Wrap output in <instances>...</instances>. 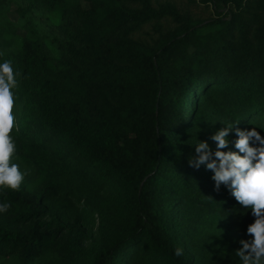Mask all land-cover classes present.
Here are the masks:
<instances>
[{
  "label": "trees",
  "instance_id": "trees-1",
  "mask_svg": "<svg viewBox=\"0 0 264 264\" xmlns=\"http://www.w3.org/2000/svg\"><path fill=\"white\" fill-rule=\"evenodd\" d=\"M193 3L209 16L152 0H0V63L21 74L12 162L29 169L19 190L0 188L11 205L0 213V260L195 264L183 242L196 205L254 222L223 184L215 190L211 170L188 161L199 141L215 151L211 136L228 124L222 151L243 155L236 128L264 137V0ZM69 152L87 162L83 178L60 170ZM88 205L99 240L85 249Z\"/></svg>",
  "mask_w": 264,
  "mask_h": 264
},
{
  "label": "clouds",
  "instance_id": "clouds-1",
  "mask_svg": "<svg viewBox=\"0 0 264 264\" xmlns=\"http://www.w3.org/2000/svg\"><path fill=\"white\" fill-rule=\"evenodd\" d=\"M12 62L5 60L0 63V188L19 190L27 171L22 172L17 163V147L11 133L15 118L13 115L14 92L17 87V77ZM232 124L218 130L211 136L216 144L213 151L206 141L195 145V155L189 158V166L199 169L202 165L211 170L214 175L215 190L219 191L223 184L244 208L250 209L254 222L247 227L250 240H241L242 245L236 255L242 264H264V137L255 128L251 130L235 129L238 139L235 141L237 152L222 151L228 147L227 137L233 130ZM258 142L259 146H252ZM11 205L0 203V213H6ZM183 248L176 247L174 255H183Z\"/></svg>",
  "mask_w": 264,
  "mask_h": 264
},
{
  "label": "rangeland",
  "instance_id": "rangeland-1",
  "mask_svg": "<svg viewBox=\"0 0 264 264\" xmlns=\"http://www.w3.org/2000/svg\"><path fill=\"white\" fill-rule=\"evenodd\" d=\"M198 1V0H196ZM155 8L163 7L167 4H175L182 11H189L194 17L203 19L209 16V11L199 4H194L193 0H152ZM13 11L15 8L13 7ZM12 11L11 16L14 18L15 13ZM157 36L154 40H157ZM22 113V107H18V116ZM40 138L43 135L37 131ZM48 144L56 145L60 141L52 135L47 138ZM61 146H64L61 143ZM61 171L65 170V165L68 168L69 174H76L79 177H84L89 172L87 162L79 157L77 153L69 152L66 162L57 160ZM22 172L29 169L20 167ZM28 175V174H27ZM26 175V176H27ZM113 192L112 187H108L101 193L97 194L98 201H103ZM230 199V196H228ZM86 201H83L77 206L80 215L85 210ZM98 204V203H96ZM94 213V224L90 228V238L85 240L84 248L87 249L92 242H98L99 218L97 207H86ZM185 222L188 223V238L185 244L195 255V264H242L240 258L236 255V251L242 247L241 240H250L247 228L244 222L235 220L233 213L225 208L217 206L196 205L195 208L187 212ZM81 229H85L82 223L77 224ZM0 264H18L17 260L12 257H6L0 260ZM33 264H45L40 260H36Z\"/></svg>",
  "mask_w": 264,
  "mask_h": 264
}]
</instances>
